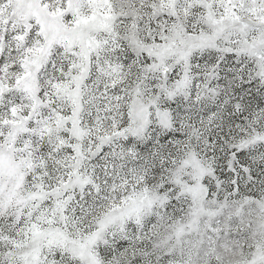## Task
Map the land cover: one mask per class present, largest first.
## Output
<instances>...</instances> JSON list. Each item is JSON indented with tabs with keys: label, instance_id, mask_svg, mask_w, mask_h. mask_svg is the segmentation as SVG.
I'll return each mask as SVG.
<instances>
[{
	"label": "snow or ice",
	"instance_id": "6c2138e0",
	"mask_svg": "<svg viewBox=\"0 0 264 264\" xmlns=\"http://www.w3.org/2000/svg\"><path fill=\"white\" fill-rule=\"evenodd\" d=\"M0 264H264V0H0Z\"/></svg>",
	"mask_w": 264,
	"mask_h": 264
}]
</instances>
